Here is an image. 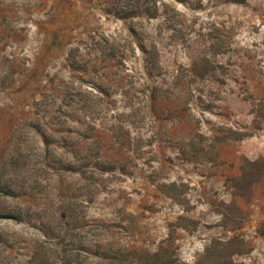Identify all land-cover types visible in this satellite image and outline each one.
<instances>
[{
    "label": "rangeland",
    "instance_id": "obj_1",
    "mask_svg": "<svg viewBox=\"0 0 264 264\" xmlns=\"http://www.w3.org/2000/svg\"><path fill=\"white\" fill-rule=\"evenodd\" d=\"M101 250L264 264V0H0V264Z\"/></svg>",
    "mask_w": 264,
    "mask_h": 264
},
{
    "label": "trees",
    "instance_id": "obj_2",
    "mask_svg": "<svg viewBox=\"0 0 264 264\" xmlns=\"http://www.w3.org/2000/svg\"><path fill=\"white\" fill-rule=\"evenodd\" d=\"M38 106H40L39 101L36 102V107H38ZM84 160L90 161V158L86 157ZM94 163H95L94 169L96 171H99V172H114L116 170V164L114 162L102 160V158L100 156L95 159ZM252 165H254V163ZM76 167H77V164L70 161V162H68V167L64 170L73 171V172L81 171V170H77ZM80 167H82V169H85L88 167V164H86V166L82 164V165H80ZM9 219H12L15 221H20L22 219V215H21V213L14 214ZM221 245L222 244L220 242H217V244H215L211 249H209L207 252V258L210 257V255L214 249H218ZM117 254H119V253L113 252V250H101V252H99V256H98L99 262L97 264H119V263H116L117 256H118ZM148 256L155 259V258H158L160 256V253H155L153 255L148 254ZM136 264H138V263H136Z\"/></svg>",
    "mask_w": 264,
    "mask_h": 264
}]
</instances>
